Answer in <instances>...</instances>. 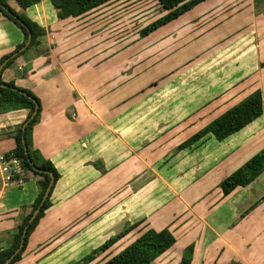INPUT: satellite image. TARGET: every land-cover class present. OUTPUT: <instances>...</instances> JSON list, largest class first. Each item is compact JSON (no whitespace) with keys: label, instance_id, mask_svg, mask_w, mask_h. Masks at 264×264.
Returning <instances> with one entry per match:
<instances>
[{"label":"crops","instance_id":"1","mask_svg":"<svg viewBox=\"0 0 264 264\" xmlns=\"http://www.w3.org/2000/svg\"><path fill=\"white\" fill-rule=\"evenodd\" d=\"M8 4L45 28L46 50L26 49L0 78L38 97L41 110L30 132L31 148L59 173L51 205L28 236L17 264H76L126 227V233L87 264H101L143 231L163 228L173 233L175 242L150 264H182L188 257L189 264H264V170L227 195L219 187L223 178L264 149V66L251 89L237 93L223 109L219 104L216 109V104L195 106L186 119L165 121L160 113L176 116L175 108L161 112L160 105L143 104L144 96L127 101L120 89L107 93L110 76L105 68L92 73L106 58L76 55L92 48V42L98 48L109 46L111 22L106 24L105 17L99 26L96 17L105 15L100 6L79 17L58 19L50 0L26 8L13 0ZM22 40L21 30L0 11V58ZM243 75L244 82L252 81ZM254 89L262 91L260 117L224 139L207 134L176 149ZM113 95L120 99L113 101ZM27 113L24 108L0 111V153L15 148L13 134ZM164 154L167 161L162 164ZM157 159L155 168L150 167ZM36 180L27 171L21 185L0 188V250L30 213Z\"/></svg>","mask_w":264,"mask_h":264},{"label":"rangeland","instance_id":"2","mask_svg":"<svg viewBox=\"0 0 264 264\" xmlns=\"http://www.w3.org/2000/svg\"><path fill=\"white\" fill-rule=\"evenodd\" d=\"M99 9L105 14L96 17L99 26L105 17L106 24L111 22L109 46L98 48L92 42V48L76 55L88 52L84 54L88 60L106 58L105 65L97 63L92 73L105 68L106 77L110 76L107 93L120 89L127 101L144 96L143 104L160 105L161 112L169 106L177 110L169 118L168 113H160L161 120L186 119L195 106L216 104V109L219 104L221 110L229 99L255 84L264 60V0H206L145 36L139 30L165 13L157 0H113ZM246 73L252 81H243ZM119 99L112 96L113 101ZM157 163L158 159L150 167Z\"/></svg>","mask_w":264,"mask_h":264},{"label":"trees","instance_id":"3","mask_svg":"<svg viewBox=\"0 0 264 264\" xmlns=\"http://www.w3.org/2000/svg\"><path fill=\"white\" fill-rule=\"evenodd\" d=\"M9 0H0V11L21 30L23 40L18 44L14 51L3 55L0 58V64L8 59L0 69L1 71L7 67L16 56L23 54L26 49L34 47L39 53L46 50L44 46L45 28L31 20L30 18L17 13L12 9ZM20 8H26L35 4L39 0H13ZM53 6L57 9L58 19H66L70 17H79L86 12L99 7L105 3L113 0H50ZM165 13L151 21L146 26L139 30L141 36H145L151 31L163 26L186 12L193 10L200 3L206 0H157ZM264 18V9L262 11ZM30 34L29 43L22 49L20 48L26 43ZM17 54L13 55L14 52ZM13 55V56H12ZM264 66V61L261 62ZM24 108L28 110L25 129L22 130V124L16 127L13 134L15 140V148L12 152L22 160L23 167L27 171H31L37 176L36 184L38 188L37 195L32 203L31 211L26 215L15 227L12 233L10 243L0 250V264L9 258L6 264H17L25 249L28 236L37 225L39 219L43 216L45 210L51 205L50 193L51 189L59 177V173L53 163L42 157L38 150L31 148L30 132L32 126L37 122L41 110L40 101L38 97L30 90L20 88L14 85L13 82H4L0 78V111L8 109ZM34 114L32 115V113ZM263 112L262 91L259 89L252 90L244 98L228 107L225 111L220 113L205 126L197 132L189 136L185 141L177 146V150L198 141L207 134H212L216 139L221 140L227 136L237 132L244 126L254 121L261 116ZM32 115V116H31ZM24 137L27 146V154L23 148L22 138ZM27 156L30 157L31 164L27 161ZM264 170V149H261L241 166H239L232 173L223 178L219 187L223 195H227L237 186H243L250 180L256 177ZM50 173L53 174L52 185L48 195L42 201L44 192L51 180ZM38 208L33 219L30 217L33 211ZM26 231L23 235V230ZM128 227L124 228L118 234H115L105 240L97 248L85 255L76 264H87L92 261L97 254L106 250L116 239L128 231ZM23 237V244L15 253L14 251L19 246L21 238ZM175 242L173 233L168 228L161 230L147 229L143 231L137 238L131 241L128 245L120 251L104 260L101 264H150L157 256L167 250ZM190 250V248H188ZM182 264H189V257L182 258ZM242 264V263H233Z\"/></svg>","mask_w":264,"mask_h":264},{"label":"built area","instance_id":"4","mask_svg":"<svg viewBox=\"0 0 264 264\" xmlns=\"http://www.w3.org/2000/svg\"><path fill=\"white\" fill-rule=\"evenodd\" d=\"M26 172L21 158L12 151L0 153V188L21 185Z\"/></svg>","mask_w":264,"mask_h":264},{"label":"water","instance_id":"5","mask_svg":"<svg viewBox=\"0 0 264 264\" xmlns=\"http://www.w3.org/2000/svg\"><path fill=\"white\" fill-rule=\"evenodd\" d=\"M29 41H30V34H29V36H28V39H27L26 43L20 48V50H22V49H23V48L29 43ZM20 50H18L17 52H14L13 55L17 54ZM13 55H12V56H13ZM7 60H8V59L4 60V61L0 64V69L2 68V66L5 64V62H6ZM33 114H34V112L32 113V115H33ZM32 115H31V116H32ZM26 123H27V120H26L25 122H23V124H22V130L25 129V125H26ZM22 143H23V148H24V150H25V153L27 154V146H26V143H25V139H24V137L22 138ZM27 161H28L29 164H31L32 168L35 169V167L33 166V164H32V162H31V159H30L29 156H27ZM50 176H51V180H50V182H49V184H48V186H47V188H46V190H45V192H44V195H43L42 201H43V200L45 199V197L48 195V193H49V191H50V188H51V185H52L53 174L50 173ZM37 210H38V208H36V209L33 211L32 215H31V217H30V220L33 219V217H34V215L36 214ZM25 231H26V227H25L24 230H23V235H24ZM22 244H23V237L21 238L20 244H19V246L16 248V250L14 251L13 254H15V253L20 249V247L22 246ZM8 261H9V258H8L6 261H4L3 263H1V264H6Z\"/></svg>","mask_w":264,"mask_h":264}]
</instances>
